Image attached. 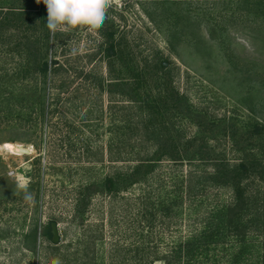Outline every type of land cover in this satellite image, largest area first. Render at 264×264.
<instances>
[{
    "label": "rangeland",
    "instance_id": "374dc122",
    "mask_svg": "<svg viewBox=\"0 0 264 264\" xmlns=\"http://www.w3.org/2000/svg\"><path fill=\"white\" fill-rule=\"evenodd\" d=\"M173 1V12L181 16L176 24L180 34L174 45L176 54L166 40V25L155 27L143 10L147 7L143 0H114L106 19L116 27V42L134 52L138 61L148 62L154 55L165 58L172 85L198 110L212 118L230 115L243 120L246 104L264 95V29L227 9L217 11V0ZM207 18L216 23L214 36L208 31ZM17 35L5 31L0 44V104L6 105L3 98L7 94L25 99L9 106L13 118L4 116L5 109L0 108V232L9 235L0 237V264H52L54 256L42 238L37 239L34 256L19 247L20 235L35 219L40 226L55 221L61 254L73 252L79 238L92 234L101 237L96 247L98 263H120L124 248L140 242L150 252L149 258H155L174 239L188 234L197 215L191 209L197 207L200 214L215 202H230L229 189L201 192L194 187L195 164L163 158L145 184H134L114 197L95 194L84 223L76 225L73 213L78 189L129 169L141 156L150 154L153 146L130 134L125 147L119 148L117 127L130 118L132 122L126 127L132 129L137 122L135 109L124 97L102 92L96 85L98 79L104 83L112 79L103 36L97 28L83 26L55 34L49 31L46 45L44 38H38L37 48L45 52L49 66L44 83L37 75L20 78L22 67L28 63L26 40L35 36L32 31ZM219 35L236 70L223 56L216 39ZM38 99H43V114ZM172 126L183 133V139L192 137L195 130L186 120H174ZM5 142L17 144L22 151L7 149ZM218 148L233 158L229 143L220 142ZM130 156L134 158L129 160ZM31 181L34 189L27 188ZM180 184L191 190L184 194L183 208L188 214L167 218L152 207L153 198L162 194L161 187L172 190ZM250 186L264 200V186L255 182ZM26 194L32 199L26 200ZM199 200L204 201L202 206L196 204ZM65 245L70 246L67 249ZM83 258L80 263L84 264L87 257ZM153 264L161 263L156 260Z\"/></svg>",
    "mask_w": 264,
    "mask_h": 264
},
{
    "label": "trees",
    "instance_id": "16d2710c",
    "mask_svg": "<svg viewBox=\"0 0 264 264\" xmlns=\"http://www.w3.org/2000/svg\"><path fill=\"white\" fill-rule=\"evenodd\" d=\"M217 1V11L227 9L264 29V0ZM143 2H147V7H143V10L155 27L166 25V40L176 54L174 45L180 36L176 24L181 16L173 12L175 2ZM166 3L168 5L165 7ZM217 11L213 13L221 16ZM174 16L177 18L174 19ZM207 20L208 31L214 36L216 23L214 21L212 24L210 18ZM46 22L47 9L42 2L38 4L36 0H0V44L4 42L3 35L8 30H12L16 36L20 32L32 31L35 36L32 41L26 40L29 42L27 47L20 45L21 48L24 47L25 59L28 61L27 67H22V79L32 74L45 82L49 66L45 52L42 53L37 48V42L41 37L44 38L45 45L47 44L49 30ZM98 30L103 36L108 72L112 79L105 83L98 79L96 85L102 92L124 97L133 105V117L137 120L134 121L132 129L126 127L132 122L130 118L123 120L125 125L117 127L119 148L122 150L125 147L132 134L134 137H141V142L145 140L153 149L150 154L141 156L129 169L116 171L99 182L92 181L79 188L74 206V223L78 226L84 223L90 200L95 194L114 197L134 184H145L163 158L177 164L191 163L197 167L194 187L201 192L207 189H229L230 202H215L200 214L197 213V207L191 209V212L195 211L197 214L192 220L193 227L188 234L174 239L159 256L149 258L150 252L140 242L133 247L124 248L123 257L117 264H153L156 260L161 264H264V200L250 186L252 182L264 186V95L258 96L253 103L246 104L247 115L243 120L230 115L212 118L207 112L198 110L185 93H180L172 85L171 68L166 67L168 62L165 58L154 55L149 63L146 59L138 61L134 52L116 42V27L111 19H106ZM216 39L221 44L224 58L236 70L231 53L223 47L224 38L219 35ZM18 44L15 43V46ZM50 63L54 61L51 60ZM0 95H3L1 91ZM3 101L6 105L1 103L0 108L5 109L4 116L13 118L9 106H13V103L21 104L25 99L7 94ZM38 106L43 114V99H38ZM177 119L186 120L194 126L192 137L183 139V133L173 129V121ZM211 142L214 144H210ZM220 142L230 144L229 150L233 153V158H227L225 149L218 148ZM133 158L130 156L129 160ZM27 188H35L32 181ZM189 188L183 184L179 187L175 185L172 190L161 187L162 194L153 198L152 207L167 218L187 215L188 211L184 212L183 204L184 194L191 191ZM191 199L193 201L192 197ZM203 202L199 200L196 204L202 206ZM148 213L153 214L152 211ZM8 236L7 233L0 232L1 238ZM20 236L19 247L30 256L37 253V239L42 238L47 243L46 249L50 251V256L59 258L62 264H70L71 261L73 264H83L80 263L83 257H87L84 264H101L97 262L99 247L96 248L101 239L99 235L90 234L84 239L79 238L78 247L73 252L66 251L65 254L60 253L58 242L51 241L49 222L40 226L38 219H35ZM79 245L82 247L79 248ZM69 246L64 247L68 249Z\"/></svg>",
    "mask_w": 264,
    "mask_h": 264
},
{
    "label": "clouds",
    "instance_id": "9594fccd",
    "mask_svg": "<svg viewBox=\"0 0 264 264\" xmlns=\"http://www.w3.org/2000/svg\"><path fill=\"white\" fill-rule=\"evenodd\" d=\"M36 2L38 4L42 2L46 6V27L50 33L55 34L83 26L98 29L105 22L114 0H36ZM25 199L31 200V194H26ZM52 264L62 262L59 258H54Z\"/></svg>",
    "mask_w": 264,
    "mask_h": 264
},
{
    "label": "water",
    "instance_id": "95a60500",
    "mask_svg": "<svg viewBox=\"0 0 264 264\" xmlns=\"http://www.w3.org/2000/svg\"><path fill=\"white\" fill-rule=\"evenodd\" d=\"M49 231L51 233V241L52 242H57L58 240V233L56 230V224L54 222H50L49 223Z\"/></svg>",
    "mask_w": 264,
    "mask_h": 264
},
{
    "label": "bare ground",
    "instance_id": "6f19581e",
    "mask_svg": "<svg viewBox=\"0 0 264 264\" xmlns=\"http://www.w3.org/2000/svg\"><path fill=\"white\" fill-rule=\"evenodd\" d=\"M3 146L6 147L7 149L11 150V151H14V152H15V151H18V152L22 151L21 148H17V147H18L17 144H13V143L5 142V143L3 144Z\"/></svg>",
    "mask_w": 264,
    "mask_h": 264
}]
</instances>
